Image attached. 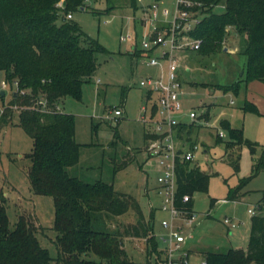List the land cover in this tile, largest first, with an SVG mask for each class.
Returning a JSON list of instances; mask_svg holds the SVG:
<instances>
[{"label":"rangeland","instance_id":"rangeland-1","mask_svg":"<svg viewBox=\"0 0 264 264\" xmlns=\"http://www.w3.org/2000/svg\"><path fill=\"white\" fill-rule=\"evenodd\" d=\"M155 1L162 12L175 8V0L138 1L137 8L131 5V0H112L114 9L101 12L107 7V0H88L86 7L72 11V19L109 52L98 54L97 70L91 80L83 83L81 99L67 96L59 103L62 111L74 114L76 140L82 144L80 160L69 169L70 173L89 182L112 183L118 191L132 194L147 218L155 211L150 201L155 207L159 203L155 189L161 170L157 157L147 151V127L141 119L147 89L140 81L154 75L157 68L147 64L150 55L140 49L150 30L142 21L143 8ZM224 8L225 0H221L214 11L222 12ZM227 30L223 49L214 53L176 51L182 61L179 76L183 121L195 124L191 135L202 146L196 162L201 170L211 174L208 191L192 194L193 210L198 215L193 230L199 233L191 241V247L194 246L191 264H198L205 250L247 248L253 215L248 208L255 207L259 213L258 205L264 206V171L250 177L253 156L249 147L236 144L223 126L227 120L232 127L242 129L244 139L264 143V83L246 79L247 34L234 27ZM129 33L131 39H121ZM4 79L5 72L0 70V105L9 102L18 91L16 84L6 82L4 86ZM233 85L236 87L226 89ZM247 100L254 102L261 113L246 111L243 107ZM115 108L123 111L118 118ZM191 110L197 114L194 119L189 117ZM220 132L223 141L217 142ZM32 149L33 139L19 125L16 110L12 123L0 128V204L6 207L11 227L21 214H33L40 225L37 232L40 244L55 258L58 256L55 203L51 195L37 194L31 188L28 171L32 162L27 154ZM237 158L238 171L233 164ZM236 188L238 196L229 199V190ZM166 215L156 209V232L161 231L160 222ZM225 217L236 225L224 223ZM136 220V212L129 209L111 223L115 227ZM148 242L145 237H126L124 246L132 259L142 262L155 256ZM91 258L94 260L91 264H106L95 255ZM50 264L58 263L52 259Z\"/></svg>","mask_w":264,"mask_h":264},{"label":"trees","instance_id":"trees-1","mask_svg":"<svg viewBox=\"0 0 264 264\" xmlns=\"http://www.w3.org/2000/svg\"><path fill=\"white\" fill-rule=\"evenodd\" d=\"M87 1L0 0V70L5 72V82L18 87L12 99L0 105V128L12 123L17 110L19 125L33 139V149L27 154L32 162L28 176L35 193L54 199L58 248L54 258L40 244V225L33 214H21L11 227L6 207L0 204V264H50L52 259L58 264H91L92 255L106 264H159L162 251L154 229L158 208L153 206L155 211L147 218L132 194L120 192L102 180L86 181L69 171L80 160L82 144L76 140L74 114L62 111L59 103L67 96L81 99L83 83L91 80L97 70L98 54L109 52L77 21L66 17L86 7ZM196 1L201 2L203 13L193 31L203 39L197 51L208 55L223 49L227 28L234 27L247 34L246 79L264 82V0H225L222 12L214 11L221 0ZM59 2L64 7L58 6ZM137 2L131 0V5L137 8ZM114 7L112 0H107L101 12ZM233 87L236 85L226 89ZM243 108L261 113L250 100ZM194 126L190 124L188 134ZM223 126L236 144L249 147L253 156L250 177L264 171V143L244 139L242 129L232 127L227 120ZM184 129L185 125L180 127ZM221 141L219 134L217 142ZM233 164L238 171L239 159ZM177 176L178 205L193 210L192 194L208 191L211 174L201 170L197 162L185 161L179 163ZM185 193L191 199L182 204ZM237 196L236 188L230 189L227 197ZM258 208L261 211L251 217L247 248L205 250L207 264H264V206L259 204ZM129 209L136 212L137 220L112 227L113 219ZM126 237L147 238L154 258L142 262L132 259L124 246Z\"/></svg>","mask_w":264,"mask_h":264},{"label":"built area","instance_id":"built-area-1","mask_svg":"<svg viewBox=\"0 0 264 264\" xmlns=\"http://www.w3.org/2000/svg\"><path fill=\"white\" fill-rule=\"evenodd\" d=\"M57 5L64 7L63 2ZM200 6L201 2L196 0H175L172 11L164 9L162 12L156 1L143 8L142 21L149 25L150 30L141 42L140 50L150 55L147 64L157 68V72L140 81L147 89L146 101L141 106V119L149 134L147 151L157 157L161 170L159 185L155 189L159 200L157 208L167 214L161 219V231L155 232L162 251L159 264H191L189 241L195 236L193 228L198 215L194 210L178 205L177 168L185 161L196 162L202 146L188 134L191 123L183 121L182 81L179 76L182 61L176 51L187 52L201 47L203 39L193 34L203 17ZM66 17L71 18L72 13ZM131 38V33L121 36L122 40ZM2 82L5 86V80ZM114 113L118 118L123 111L115 108ZM196 116L194 110L189 112L190 118ZM183 125L185 129L181 131ZM219 134L223 135L222 132ZM190 199L191 195L185 193L181 196V203ZM151 206H154L153 202ZM248 211L257 213L255 207ZM224 223L236 225L229 217L224 218ZM198 264H207V260L203 258Z\"/></svg>","mask_w":264,"mask_h":264},{"label":"crops","instance_id":"crops-1","mask_svg":"<svg viewBox=\"0 0 264 264\" xmlns=\"http://www.w3.org/2000/svg\"><path fill=\"white\" fill-rule=\"evenodd\" d=\"M231 28V27H228V29ZM227 48V47H226ZM262 82V81H261ZM264 83V82H263ZM152 201H150V204H151ZM249 209V208H248ZM251 227V221H250V225H249V228ZM198 233L197 230H195V236L194 237H198ZM193 240V238L189 241V245L191 246V241ZM194 242V241H193ZM193 245L191 247L192 251H193Z\"/></svg>","mask_w":264,"mask_h":264},{"label":"water","instance_id":"water-1","mask_svg":"<svg viewBox=\"0 0 264 264\" xmlns=\"http://www.w3.org/2000/svg\"><path fill=\"white\" fill-rule=\"evenodd\" d=\"M225 49H227V48H225ZM2 94H4V91H2Z\"/></svg>","mask_w":264,"mask_h":264}]
</instances>
